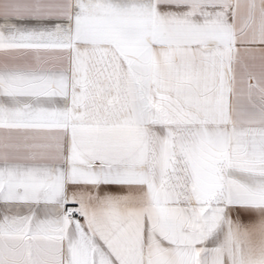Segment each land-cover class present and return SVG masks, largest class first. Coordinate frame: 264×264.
<instances>
[{"label": "snow or ice", "instance_id": "6c2138e0", "mask_svg": "<svg viewBox=\"0 0 264 264\" xmlns=\"http://www.w3.org/2000/svg\"><path fill=\"white\" fill-rule=\"evenodd\" d=\"M0 264H264V0H0Z\"/></svg>", "mask_w": 264, "mask_h": 264}]
</instances>
